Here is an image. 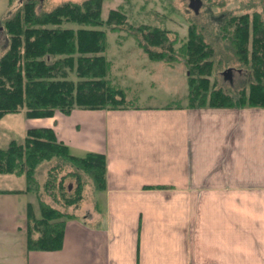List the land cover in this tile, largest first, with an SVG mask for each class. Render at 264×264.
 I'll list each match as a JSON object with an SVG mask.
<instances>
[{"label": "crops", "instance_id": "0c3cea01", "mask_svg": "<svg viewBox=\"0 0 264 264\" xmlns=\"http://www.w3.org/2000/svg\"><path fill=\"white\" fill-rule=\"evenodd\" d=\"M186 93L26 118L103 154L104 186L67 212L59 248L27 249L26 208L38 216L42 198L0 173V264H264V107H187Z\"/></svg>", "mask_w": 264, "mask_h": 264}, {"label": "trees", "instance_id": "16d2710c", "mask_svg": "<svg viewBox=\"0 0 264 264\" xmlns=\"http://www.w3.org/2000/svg\"><path fill=\"white\" fill-rule=\"evenodd\" d=\"M102 0L63 1L47 11H36L35 0H19L2 19L6 48L0 55V117L23 113L25 118L70 113L74 108L114 109L135 104L122 86L112 81L105 55V28L119 32L126 16L109 10L101 17ZM186 38L176 45V32L163 26L140 22L129 32L146 57L168 65L181 62L186 70L187 107H264V18L251 13L227 12L216 25L229 58L245 65L251 81L235 92H227L211 80L214 44L190 21ZM250 45V48H249ZM235 58V59H234ZM226 59V60H227ZM73 74L74 79L69 78ZM55 158L42 183V190L55 203L77 206L83 198V175L88 174L99 190L104 186L105 157L86 152L74 155L58 140L51 127H28L22 142L14 139L0 147V173L22 175L24 191L37 188L35 168ZM67 173L56 176L63 165ZM75 182L68 191L64 179ZM71 187V186H70ZM69 214L41 201L35 216L26 208L27 249L53 250L60 247L64 221Z\"/></svg>", "mask_w": 264, "mask_h": 264}, {"label": "rangeland", "instance_id": "374dc122", "mask_svg": "<svg viewBox=\"0 0 264 264\" xmlns=\"http://www.w3.org/2000/svg\"><path fill=\"white\" fill-rule=\"evenodd\" d=\"M63 1L81 2L82 0H35L36 11L50 10ZM18 2L19 0H0V26L3 17L14 9ZM199 2V7L195 12L189 6V0H102V18H106L109 10L117 9L126 16L125 22L121 25L123 27L121 31L115 32L105 28V55L110 63L112 81L126 90L130 101L133 99L140 104L160 103L165 100L166 94L181 92L182 86L185 83L187 85V80L184 83V78L181 75L182 63L179 62L171 67L162 62L148 60L144 55L143 50L136 43L135 36L129 32L132 25L135 26L140 22L157 24L175 31L177 38H179L176 45H179L186 38L189 22H195L200 31L207 35L208 41L212 42L215 47L214 59L218 64L214 67L210 79L215 80L216 84L227 92H235L239 87L247 85L251 81L250 72L245 65L240 64L235 58V61L227 59L230 52L228 53L222 38L217 34L216 25L222 14L227 12L248 11L251 13L253 10H257L264 18V0H199ZM0 52H2L1 47ZM228 68L240 70L241 73L235 74V71L232 72V77L223 78L222 72ZM69 78L75 80L73 74H70ZM151 82H154L152 86ZM146 95H150V97H145ZM134 96H138V100ZM28 125H30L29 120L24 117L22 111L2 115L0 117V147L6 146L11 139L22 142L25 136V128ZM71 153L82 156V153L76 151H71ZM56 163L55 158L44 160L35 168L34 177L38 184L35 193L37 192L43 201L65 213L80 212V207L84 208L90 204L98 194V190L94 188L91 177L82 172L84 185L83 198L80 203L75 207H65L63 204L55 203L41 187L46 179L48 169ZM71 169V166L63 164L56 171V176L59 177ZM64 184H70L71 187L68 188V191H71L75 182L66 177ZM24 185L23 176L9 175L8 186L23 187Z\"/></svg>", "mask_w": 264, "mask_h": 264}, {"label": "water", "instance_id": "95a60500", "mask_svg": "<svg viewBox=\"0 0 264 264\" xmlns=\"http://www.w3.org/2000/svg\"><path fill=\"white\" fill-rule=\"evenodd\" d=\"M199 0H190L189 1V6L193 9V10H197V8L199 7ZM230 72V69H226L225 71L222 72L223 75H226Z\"/></svg>", "mask_w": 264, "mask_h": 264}, {"label": "flooded vegetation", "instance_id": "af4514ba", "mask_svg": "<svg viewBox=\"0 0 264 264\" xmlns=\"http://www.w3.org/2000/svg\"><path fill=\"white\" fill-rule=\"evenodd\" d=\"M230 74V73H229ZM227 76H229L228 74H226Z\"/></svg>", "mask_w": 264, "mask_h": 264}]
</instances>
